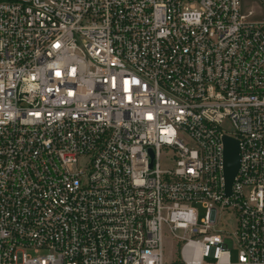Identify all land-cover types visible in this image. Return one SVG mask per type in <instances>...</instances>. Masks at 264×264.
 <instances>
[{
	"label": "built area",
	"instance_id": "1",
	"mask_svg": "<svg viewBox=\"0 0 264 264\" xmlns=\"http://www.w3.org/2000/svg\"><path fill=\"white\" fill-rule=\"evenodd\" d=\"M250 1L0 0V264H264ZM225 135L240 146L230 194Z\"/></svg>",
	"mask_w": 264,
	"mask_h": 264
},
{
	"label": "rangeland",
	"instance_id": "2",
	"mask_svg": "<svg viewBox=\"0 0 264 264\" xmlns=\"http://www.w3.org/2000/svg\"><path fill=\"white\" fill-rule=\"evenodd\" d=\"M247 8H252L258 12L259 15L264 16V6L259 0H253L246 3ZM174 149L172 147H163L161 156H160V164L162 168H170L174 165ZM199 214L203 216L205 213V208L199 204L198 205ZM223 222L228 230L231 232H235L237 227V217L235 211H226L223 214ZM178 239L173 234L170 233L168 230L164 231L163 234V251H164V259L166 261H173L175 260L176 256L178 255ZM237 255V248H232V257L235 258Z\"/></svg>",
	"mask_w": 264,
	"mask_h": 264
},
{
	"label": "water",
	"instance_id": "3",
	"mask_svg": "<svg viewBox=\"0 0 264 264\" xmlns=\"http://www.w3.org/2000/svg\"><path fill=\"white\" fill-rule=\"evenodd\" d=\"M224 170L226 177V190L230 194L232 183L240 164L239 140L233 136H224Z\"/></svg>",
	"mask_w": 264,
	"mask_h": 264
}]
</instances>
